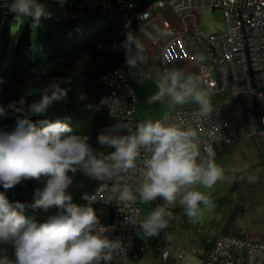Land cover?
<instances>
[{
	"label": "clouds",
	"instance_id": "clouds-1",
	"mask_svg": "<svg viewBox=\"0 0 264 264\" xmlns=\"http://www.w3.org/2000/svg\"><path fill=\"white\" fill-rule=\"evenodd\" d=\"M10 10L37 21L50 15L38 0H14ZM131 45L138 50L142 48L128 32L123 44L126 63L135 66ZM156 87L158 91L149 98V103L163 104L167 100L172 107L195 103L199 106L197 115L207 119L214 110L208 91L199 86L193 74L169 70ZM66 95V89L53 85L50 94L44 90L41 99L29 108L35 116H45L50 106ZM105 101L102 99L100 104ZM92 107L87 105L89 110ZM4 115L5 109L0 106V117ZM112 129L119 130L120 126ZM72 133L69 123L62 120L36 123L27 117L17 119L13 131H0V187L4 189L0 191V245L10 244L15 257L14 261L9 259L7 250L0 249V264H110L113 253L124 252L119 240L105 235L109 229L101 227L93 207L73 202L68 191L73 183L69 173L74 175L78 168L98 180L129 171L136 174L139 169L142 179L138 187L134 190L124 184L120 198L135 202L138 194L142 203L157 198L164 201L140 226L147 237L158 236L174 219L167 206H183L190 222H201L204 211H212L215 204L198 189H211L217 182L230 179L215 162L213 147L203 145L198 130L183 120L166 116L138 123L127 134L116 135L112 130L101 133L97 143L114 149L106 156L91 147L88 136ZM202 146L207 155L201 152ZM42 177L44 186L36 190L37 198L31 209L47 212L55 208L57 212L37 223L34 217L26 215L24 204L10 202L5 193L22 181H39ZM249 180L254 182L255 178Z\"/></svg>",
	"mask_w": 264,
	"mask_h": 264
},
{
	"label": "built area",
	"instance_id": "built-area-1",
	"mask_svg": "<svg viewBox=\"0 0 264 264\" xmlns=\"http://www.w3.org/2000/svg\"><path fill=\"white\" fill-rule=\"evenodd\" d=\"M85 1L98 5L102 14L113 13L120 5L135 12L138 21L135 36L142 46L135 58L137 64L149 70L147 76L152 69L160 77L173 66H187L195 70L208 93L218 96L212 102L214 110L208 119L197 115L198 105L171 110L156 119L167 116L196 128L203 145L213 147L215 157L239 139L264 138V0ZM6 8H11L8 0H2L0 10ZM204 8L220 12L225 25L222 33L206 37L200 32ZM65 16L81 19L83 12L75 8L67 10ZM95 83L101 90L99 103L106 100L100 104L106 115L126 122L129 130L134 131L138 124V96L126 68L99 73ZM111 151L114 149L103 154ZM201 152L207 155L204 146ZM78 169L94 183L91 190L82 193V201L93 207L99 219L109 218L108 222L100 220L101 227L108 228L105 235L119 240L124 248L122 253H113L114 258L139 260L151 246L162 264L182 260L187 254L196 256L199 264H264V235L260 239L239 233L220 235L209 246L187 242L177 252L165 233H159L151 241L139 242L138 194L135 202L120 198L124 184L134 190L138 187L142 179L139 169L136 174L129 171L100 180Z\"/></svg>",
	"mask_w": 264,
	"mask_h": 264
},
{
	"label": "trees",
	"instance_id": "trees-1",
	"mask_svg": "<svg viewBox=\"0 0 264 264\" xmlns=\"http://www.w3.org/2000/svg\"><path fill=\"white\" fill-rule=\"evenodd\" d=\"M13 2L8 0L10 7ZM38 2L45 5L46 12L51 15L49 18L37 21L18 15L11 8L0 10V106L5 109V115L0 117V131H13L17 119L25 117L36 123L59 119L69 123L72 134L88 136L91 147L98 153L109 151L110 148L97 143V136L110 130L116 135L127 134L129 127L126 122L106 115L99 103L101 90L95 80L99 73L126 67L123 44L128 32L136 37L138 21L135 12L120 5L113 13L102 14L98 5L85 0ZM75 8L82 10L81 19L65 16L67 10ZM108 15L111 18L106 23L93 25ZM14 27L17 32L12 34L11 28ZM136 53L135 45H131V55L135 57ZM53 85L66 89V97L54 102L45 116H35L30 105L41 99L44 90L50 94ZM87 105H92V109L89 110ZM113 126H120V129L113 130ZM69 175L73 179L68 189L73 202L86 206L81 195L91 190L94 183L79 169ZM44 183L43 177L39 181H22L5 193L10 202L24 204L26 215L34 217L37 223H43L57 212L55 208L47 212L40 209L33 212L31 209L37 198L36 190L42 189ZM0 191L4 189L0 187ZM100 220L108 222L109 218ZM0 249H6L9 259L15 260L10 244L0 245Z\"/></svg>",
	"mask_w": 264,
	"mask_h": 264
},
{
	"label": "rangeland",
	"instance_id": "rangeland-1",
	"mask_svg": "<svg viewBox=\"0 0 264 264\" xmlns=\"http://www.w3.org/2000/svg\"><path fill=\"white\" fill-rule=\"evenodd\" d=\"M111 15L100 18L93 25L106 23ZM200 32L206 37L220 34L225 30L221 14L214 8H204L201 11ZM12 34L17 29L11 28ZM143 57V55H141ZM141 57V58H142ZM91 67V59L88 60ZM126 66L129 81L138 96V110L136 114L137 123L145 120H155L158 116L171 110L185 109L197 106L189 103L184 106L172 107L167 103L154 102L148 100L157 91L156 83L160 77L154 74V70L147 76L148 69L141 64ZM187 66H173L172 69H184ZM183 71V70H182ZM191 73H195L193 70ZM199 86L202 87L199 77ZM203 88V87H202ZM211 102L218 96L209 93ZM102 149L99 150L101 152ZM215 162L225 170L224 181H219L211 189L200 187L198 190L209 195L215 204L212 211H204L201 222L192 223L186 216L183 206H167L172 211L174 219L169 222V226L160 233H165L167 237L171 234L180 233L181 236H191L197 238L201 245L209 246L215 238L220 235L248 236L252 239H260L264 235V138H242L234 142L228 149L215 157ZM249 177L255 180L250 181ZM140 216L138 221V241L146 242L155 239L147 237L140 227L148 214L155 210L157 202L152 201L142 203L138 196Z\"/></svg>",
	"mask_w": 264,
	"mask_h": 264
},
{
	"label": "crops",
	"instance_id": "crops-1",
	"mask_svg": "<svg viewBox=\"0 0 264 264\" xmlns=\"http://www.w3.org/2000/svg\"><path fill=\"white\" fill-rule=\"evenodd\" d=\"M136 63H138L137 60H136ZM182 70L186 73L193 74V73H191L193 70H191L189 68H184ZM193 75L195 77H197L196 73H194ZM262 237H263V235H262ZM195 238L188 236V235L187 236H181L180 233H177V234L174 233V234H171L168 236V239L173 244V251L174 252H177V251H180L181 249H183L186 246L185 244L187 242L188 243L189 242L200 243L199 240H197V238H196V241H194ZM110 264H162V262L159 259V257H157L156 254L152 251V247L148 246L147 252L144 253L139 260H133L129 257L119 258V259H116L113 257ZM169 264H199V262H198V259L196 256L187 254L182 260H174V261H171Z\"/></svg>",
	"mask_w": 264,
	"mask_h": 264
},
{
	"label": "water",
	"instance_id": "water-1",
	"mask_svg": "<svg viewBox=\"0 0 264 264\" xmlns=\"http://www.w3.org/2000/svg\"><path fill=\"white\" fill-rule=\"evenodd\" d=\"M156 202H157L158 205H163L164 204V201L162 199H160V198H157Z\"/></svg>",
	"mask_w": 264,
	"mask_h": 264
}]
</instances>
